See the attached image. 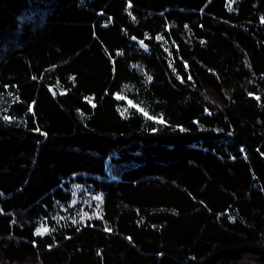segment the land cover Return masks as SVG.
Instances as JSON below:
<instances>
[{"label": "trees", "instance_id": "trees-1", "mask_svg": "<svg viewBox=\"0 0 264 264\" xmlns=\"http://www.w3.org/2000/svg\"><path fill=\"white\" fill-rule=\"evenodd\" d=\"M0 264H264V0H0Z\"/></svg>", "mask_w": 264, "mask_h": 264}, {"label": "snow or ice", "instance_id": "snow-or-ice-1", "mask_svg": "<svg viewBox=\"0 0 264 264\" xmlns=\"http://www.w3.org/2000/svg\"><path fill=\"white\" fill-rule=\"evenodd\" d=\"M47 231H48L47 228H43V229L39 230L37 234H38V235H42V234H44V233L47 232Z\"/></svg>", "mask_w": 264, "mask_h": 264}]
</instances>
